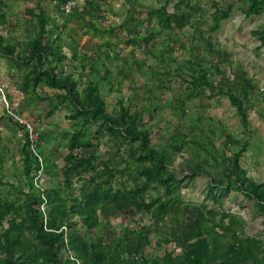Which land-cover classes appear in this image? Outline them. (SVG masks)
I'll use <instances>...</instances> for the list:
<instances>
[{"label":"trees","instance_id":"16d2710c","mask_svg":"<svg viewBox=\"0 0 264 264\" xmlns=\"http://www.w3.org/2000/svg\"><path fill=\"white\" fill-rule=\"evenodd\" d=\"M66 1L69 0L60 2ZM160 1L162 8L149 13L150 17H156L160 30L175 33L187 27L193 29L192 61L181 62L175 72L180 82L187 85L182 87L174 102L175 109L183 116L188 102L203 98L208 92L212 98L227 96L243 127L248 129V96L256 89L244 72H237L232 79L225 75L221 81L215 79L214 71L220 72L215 61L220 64L228 57L225 52L216 50L211 39L199 35V30L192 25L193 16L204 17L200 4L189 6V0ZM237 3L246 18L264 13V0H237ZM172 5V10H169ZM83 8L91 13L90 16L101 18L100 4L84 0ZM231 9L216 11L212 17L215 25L211 30H217L220 22L228 19ZM78 11L74 9L70 17L80 16ZM8 12L7 5L0 0V29L9 25ZM27 14L33 26L30 35L20 41L6 39L0 34V58L8 60L12 69L20 73L17 89L23 96L37 97L40 87L58 91L60 94L54 98H37L48 102L47 118L67 108L71 113L68 119L75 122V131L65 134L67 153L61 159L56 149L41 152L43 136L40 135L46 180L53 169H60L62 174V183L57 189L49 188L46 181L47 211L44 214L41 212L44 201L32 182L36 161L27 144L21 147V175L29 190L25 192L21 187L17 189L5 184L13 186L17 194L12 200L0 195V264H264V240L246 235L236 216L217 214L206 205L192 211L183 203L182 183L170 167L176 155L172 148H186L187 137L175 133L171 138L172 146H155L151 130L143 126L145 112L140 111L137 104L120 99L115 114H109L96 81H87L80 89L82 82L76 78L80 71L75 64L79 61L81 71H84V62L87 59L93 62L96 58L95 67H91L93 77L100 76L98 68L103 66L105 71L100 81L107 82L111 78L109 67L103 60V48L100 47L98 55L90 57L79 50L73 37L65 40L62 33L54 37L56 31L63 28L43 9L28 10ZM81 20L83 27L94 28L82 16ZM136 22L138 20L131 17L124 26L135 27ZM78 31L82 32V29ZM103 32L113 34L112 30L106 32L104 29ZM254 35L264 42V27ZM156 36L157 33L149 27L147 36L138 35L126 44L144 50L148 59L156 61L149 65V69L155 82L163 84V76L172 74L165 61L170 59L171 50L177 45L169 41L167 47L157 50ZM197 43L202 45L203 51ZM65 49L69 50L71 58ZM144 66L143 62L139 64L140 69ZM232 84L240 86L241 97L232 91ZM145 90L150 94L148 87ZM133 98L137 101L139 96ZM92 126L106 130L111 141L115 142L111 158L99 156L96 144L100 133H89ZM192 143L209 153L206 145ZM208 144L215 149L212 141ZM246 144V141L240 142L226 135L225 149L230 151L233 146L240 149L230 159L214 160L217 169L220 170L221 165L224 167L217 174L206 169L204 163H209L208 159L203 162L185 161L184 170L191 174L189 180L210 176L209 194L215 189L228 193L234 188L248 200L256 201L258 212L264 214V186L246 179V172L240 166L239 160ZM75 181L81 183L78 197H74ZM0 185L4 184L1 182ZM212 198L216 201L215 196ZM140 214L150 215L158 228L168 232L163 243L171 250L155 259H148L145 249L149 243L144 234L149 228L125 229L120 236L109 229L112 220L134 222ZM82 228L88 232L87 236L82 234ZM64 251L72 253L78 263L66 259Z\"/></svg>","mask_w":264,"mask_h":264},{"label":"rangeland","instance_id":"374dc122","mask_svg":"<svg viewBox=\"0 0 264 264\" xmlns=\"http://www.w3.org/2000/svg\"><path fill=\"white\" fill-rule=\"evenodd\" d=\"M53 1L3 0L9 9V25L0 29V34L6 39L14 38L24 41L33 28L27 11L41 8L54 17L59 26L63 28L56 31L54 37L58 33H62L65 40H69V36L73 37L78 42L79 50L90 57L98 55L102 47L103 60L109 67L111 78L107 82L100 81L99 78L105 71L103 66L98 68L100 76L93 77L91 67H95L96 58L93 62L92 59L84 62V67L82 66L84 71H81L79 64L81 61H79L75 64L80 71L76 76L82 82L80 89L84 88L87 81H96L109 114H115L120 99L130 100L133 105L137 104L139 110L145 112L143 126L151 130L152 143L155 146H172L171 138L175 133L187 137L189 140H187L186 148H172L176 155L170 167V171L174 172L182 183L183 203L189 205L192 211L206 205L209 210L212 209L217 214L227 213L236 216L241 221L246 235L264 240V214L258 212L256 201L248 200L234 188L228 193L215 189L212 194H209L211 177L205 175L189 180L188 177L191 174L185 172L183 166L185 161L203 162L208 159L209 163L205 162L204 165L210 173L217 174L223 171L221 170L224 168L223 165L220 170L217 169L214 160L219 159L218 161L221 162L222 157L230 159L240 149L237 146H233L230 151L225 149L226 135H230L237 141L247 142L245 152L239 160L240 166L246 172V179L264 186V42L254 35L264 27V13L258 17L246 18L237 0L188 1L189 6L198 2L203 10V18L197 16L191 18L192 25L199 30V35L204 36L205 39H211L216 50L227 54L228 59L221 60L220 64L213 60L220 67L219 73L214 71L215 79L221 81L225 76L232 79L237 72H244L256 89L248 96V129H246L240 121L236 108L232 106L227 96L212 98L208 92L205 97L195 98L188 102L183 116L175 109L174 102L180 96L182 87H187L185 83L180 82L179 77L175 76V72L181 62L192 61L193 29L187 27L175 33L160 30L156 17L149 15L152 10L162 8L160 0H89L101 5V18L92 17L91 13L84 10V0H75L78 4L76 9L79 10L80 15L75 18H71L70 14L62 13L58 7L53 5ZM58 1L60 3L62 0ZM172 8L173 5L169 7V10ZM229 8L232 9L228 19L222 20L217 30H211L215 25L212 17L217 13L216 11L225 12ZM81 16L95 29L83 27ZM131 17L138 20L136 26L125 27V22ZM149 27L157 33L154 40L157 50L163 49L164 46L167 47L169 41L177 45L174 50H171L170 59L165 61V65L172 74L163 76V84L155 82L154 75L149 69V65H153L156 61L148 59L144 50H138L126 44V41L138 35L147 36ZM81 29L82 32H79L78 30ZM104 29L106 32L112 30L113 34L104 33ZM200 48L203 51L202 45ZM65 53L71 58L68 49H65ZM141 62L146 66L140 69ZM75 64L71 66L74 67ZM161 71L163 72V69ZM19 77L20 73L12 69L10 62L0 58V87H4L3 93L9 108L32 122L39 134L43 136L41 152L47 153L56 149L57 156L64 157L67 153L65 134H72L75 131V122L68 119L71 113L64 108L51 118H47L48 102H41L37 98H54L60 93L40 87L37 90V97L23 96L17 89ZM146 87L150 90V94L146 92ZM231 87L232 91L241 97L240 86L232 84ZM135 95L139 96L137 101L133 98ZM2 97L0 93V183L4 184L0 185V195L12 200L17 194L15 188L21 187L27 192L29 186L21 175L20 150L22 145L15 135L14 126L7 118L6 103ZM148 99L149 102H146ZM97 132L100 133L99 142L96 144L99 156L109 159L112 157L115 142L111 141L106 130H99L97 126L90 127L89 133ZM192 141L206 145L209 153L201 151ZM209 141L214 143L215 149L211 148ZM122 153H124V148ZM47 183L49 188H58L62 183L60 169L51 171ZM5 184L13 185L15 188L5 186ZM80 185L81 183L75 181L74 197L79 196ZM213 196L216 197V201L213 200ZM146 228H149V231H145L144 234L149 243L145 249L148 259H155L162 256L165 251L171 250L170 246L163 243V238L168 232L165 233L164 230L158 228L150 215L140 214L134 222L127 223H123L120 219L112 220L109 229L120 236L125 229ZM81 232L85 236L88 235L85 228H82ZM97 234H100V231Z\"/></svg>","mask_w":264,"mask_h":264},{"label":"built area","instance_id":"2783aa9c","mask_svg":"<svg viewBox=\"0 0 264 264\" xmlns=\"http://www.w3.org/2000/svg\"><path fill=\"white\" fill-rule=\"evenodd\" d=\"M53 5L58 7L60 11L64 14H70L74 9L78 7L76 1L69 0L64 3H59L58 0L53 1ZM4 87H0V93L3 96L2 99L4 103H6V113L10 123L14 126L15 135L18 141L21 143L22 146L25 144L28 145L29 151L32 153L34 160L36 161L37 169L36 172L33 174V185L40 193L43 204L41 205V212L44 214L47 211V199L45 197V192L47 189L46 183V174L44 168V160L40 153V134L36 130L35 126L32 122L27 121L22 116L14 112L9 108V105L6 101L5 95L3 93ZM62 231L66 232L65 228H62ZM68 244V240L65 237V245ZM64 256L66 259H70L71 261H76L74 255L70 252L64 251ZM77 262V261H76ZM78 263V262H77Z\"/></svg>","mask_w":264,"mask_h":264}]
</instances>
